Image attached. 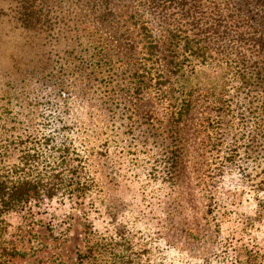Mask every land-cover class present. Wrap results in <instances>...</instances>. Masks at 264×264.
I'll return each instance as SVG.
<instances>
[{
	"label": "rangeland",
	"instance_id": "1",
	"mask_svg": "<svg viewBox=\"0 0 264 264\" xmlns=\"http://www.w3.org/2000/svg\"><path fill=\"white\" fill-rule=\"evenodd\" d=\"M139 1L113 3L161 43L180 9ZM40 4L28 26L0 0V174L32 190L0 216L3 245L18 252L4 264H91L89 249L104 251L102 264H264V133L252 136L264 90L239 89L233 39L253 32L239 21L247 12H224L229 27L215 13L200 29L176 22L203 33L211 55L192 79L191 114L176 122L175 75H145L158 63L121 42L110 14ZM263 51L245 53L264 76Z\"/></svg>",
	"mask_w": 264,
	"mask_h": 264
},
{
	"label": "trees",
	"instance_id": "2",
	"mask_svg": "<svg viewBox=\"0 0 264 264\" xmlns=\"http://www.w3.org/2000/svg\"><path fill=\"white\" fill-rule=\"evenodd\" d=\"M8 1L14 11L19 12L18 19L21 23L31 26L33 25V20L36 21V24L41 22V14L38 13L42 11L40 3L43 0ZM78 1L85 3L87 6H91L92 9L96 8L95 10L106 13L104 16L110 14L118 24L120 23L118 38L121 39L122 43L124 41L126 43L129 42V44L133 45L131 46L132 48L135 47L136 42L142 43V53L146 56L147 60L158 63L156 67L149 69V65L147 63L144 64L143 72L145 75L155 73L164 76L165 72L175 75L173 79L167 76L169 78L168 83H170L167 90L174 89V91L178 92V96L175 98L177 100L175 101L177 103V111H174L173 121L181 122L191 114L195 96L193 89L190 88L192 87V79L198 74V69L202 72L201 67L206 66L211 57L208 49H205L197 39L200 38L197 36H201L203 33L200 34L195 31L194 35H189L188 31H183L180 25H178L176 30L174 28L176 22L177 24L187 22L189 26L200 29L197 24L205 23L204 18L209 14L215 13L220 18L218 19V23L225 22V26L229 27L227 25L228 17L223 15L224 12L237 10L240 17L244 12H247V15L243 19L240 18L239 21L242 23V26H250L251 22V27L249 28H252L253 32L245 33L237 31L236 33H239V36H233V39L236 38L237 48L243 50L239 51L241 54V62L243 63V68L237 71L238 81L240 83L239 89L247 90V95L255 89L264 90V76L261 73L257 74L262 67H257L255 63H251L250 65V59L246 55L247 52L245 53V51H249L251 54L260 55L259 53L263 51L264 31L262 27L264 28V0H141L139 2L142 5L155 10H162L165 13L164 15L168 13V10L172 9L173 11L177 7L181 11L180 19L177 17L175 19L170 18L171 21L167 27L165 39L161 42L162 45L159 42L160 40L152 33L146 21H142L137 13L130 14L116 9L114 6L117 5H114L113 0ZM129 6L132 7L131 9L137 8L132 4H129ZM1 14L2 12L0 11V16ZM128 24L131 26H128ZM171 24L172 26H170ZM231 31H233V28H231ZM138 36L140 39H138ZM161 60L166 61L165 65L167 68L161 65ZM248 66H250V69H248ZM256 77L261 78L262 82L258 81ZM175 80L177 83H174ZM162 85L159 88L162 89ZM257 87H262V89ZM204 96L209 97L206 94ZM261 105L264 109V101H262ZM258 118L259 120L256 121V127L252 133L253 139L264 133V110ZM207 123L211 124L209 119H207ZM261 182L264 183V180ZM31 192V183L26 177L22 178L20 176L12 179L11 175L0 174V216L6 210L12 208L17 202L26 200ZM2 231L3 226H0V264L6 263L18 254L14 247L3 245L5 240H3ZM103 253L104 251L97 250L93 252L92 249H89V254L85 256L90 260L91 264H102L100 263V257L104 256Z\"/></svg>",
	"mask_w": 264,
	"mask_h": 264
}]
</instances>
